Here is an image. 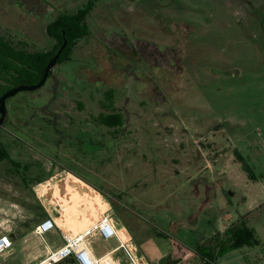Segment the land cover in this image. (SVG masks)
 Segmentation results:
<instances>
[{
	"label": "rangeland",
	"instance_id": "374dc122",
	"mask_svg": "<svg viewBox=\"0 0 264 264\" xmlns=\"http://www.w3.org/2000/svg\"><path fill=\"white\" fill-rule=\"evenodd\" d=\"M87 8V31L70 59L55 63L41 89L6 101L0 234L16 221L33 229L46 218L40 204L54 218L39 184L63 178L68 167L110 195L116 209L106 214L123 216L144 251L164 243L156 227L181 206L186 214L200 206L199 218L212 224L226 213H250L264 251V0H0V37L18 49L57 53L60 43L46 27L60 13ZM113 113L118 128L101 122ZM55 120L82 131L62 133L71 138L58 147L43 126ZM50 172L59 173L36 182ZM68 177L54 188L58 201L93 197L92 188L77 195L82 181ZM120 203L130 207L121 211ZM29 229L26 244L12 240L0 264L45 253ZM43 237L49 247L61 244L56 228ZM248 258L220 264H264L254 253Z\"/></svg>",
	"mask_w": 264,
	"mask_h": 264
},
{
	"label": "crops",
	"instance_id": "0c3cea01",
	"mask_svg": "<svg viewBox=\"0 0 264 264\" xmlns=\"http://www.w3.org/2000/svg\"><path fill=\"white\" fill-rule=\"evenodd\" d=\"M69 121V120H67ZM66 121V122H67ZM66 122H57L55 120L54 124H50L49 129V138L55 139L54 142L58 144V147L60 146V141L64 142L65 138L70 139L71 136L62 135V133H80L82 131V127H72L71 123ZM63 127L61 130L57 127L58 125ZM57 129V130H56ZM43 133H45L43 131ZM46 134V133H45ZM45 134L41 133V137L46 136ZM60 137L61 139L58 140L55 137ZM73 136V135H72ZM46 138V137H43ZM113 145H116V143L113 142ZM64 172V176L61 179L56 178L55 180L50 179L47 183L39 184L40 186H43L45 189H47V192L43 196H38V198L41 200V198H45L46 203L48 207L52 209L54 213H57L56 216L53 218L51 213L40 204L42 207V211L46 218H51L56 224V230L59 232L60 236L62 234H67L69 231L75 227H81L86 228L90 227L95 221L96 218L101 214V212L104 210V212L101 215H106L111 219L113 224L116 228L121 229L119 230L118 234L122 239V235L124 236V239L126 240L129 236L131 237L134 246H135V258L137 259L138 264H204V261L200 258L198 255L199 250H203V248H206L204 252H210L214 253L215 261L211 264H220L223 257H233L234 259H237L238 257H242L243 260L246 258L248 261V256L251 255V253H254V258L258 260L259 262H264V251H263V245L262 242L257 239L260 242L259 246L255 247H248V246H242L239 249L232 250L230 252L225 253L221 257L218 256V252L220 251L221 247L225 243V232L226 230L234 223H236L238 220H243L245 225L248 228H251L254 230V233L256 235V231L253 227L248 225V214L243 213H236L235 215H232L230 213H226L223 217V222L217 223L216 221L212 224L210 221H202L199 218V213H201L200 206L198 207V213L196 214V211L192 208V213L186 214V210L181 207H176V215L171 216H164L160 219L161 224L160 226H157L156 228L161 229V231H156L155 236L160 237L162 239H165L164 243H158L155 244L156 246L151 251H144L139 246L138 243L135 241L133 234L130 231V228H128L124 224L123 216L121 215L117 216H109L106 214L108 211L114 210L116 208H113L112 202H110L106 198H111L109 194L106 192H103V190L93 185L89 182H87L85 179L80 177L74 170L64 167V169L61 171ZM59 172L51 173L42 180L45 181L49 179L50 177L56 175ZM72 175L76 179L82 181V183L85 185V187L88 189H91L93 197L92 198H79V202L75 205H70L67 202L63 201L60 202L55 198V191L54 188L57 184L63 183V180L65 181H71L69 179V175ZM197 175V174H196ZM223 176L225 175V172H220L219 174L213 173L212 178L216 180V176ZM88 185H86V184ZM52 184V187H51ZM53 188L54 193H52L51 189ZM41 189V188H40ZM87 189L78 188L79 193L76 192V194L85 195V192H87ZM96 190V191H95ZM199 190H196V193H198ZM75 193V192H74ZM73 194V192H71ZM83 197V196H82ZM201 200V198H200ZM121 204V203H120ZM120 207L121 211H126L127 207H130L128 205L121 204ZM125 208V209H124ZM119 209V207L117 208ZM195 212V213H194ZM127 214L124 216L126 217ZM198 215V216H197ZM39 220V219H38ZM77 221V222H74ZM40 222V221H39ZM59 222L62 226L59 228L57 226V223ZM15 224V226H12L11 230L9 231V236L13 240L14 244L18 243V241H22L23 244H26V235L28 234L26 224L22 222H12ZM17 223V225H16ZM75 223V224H73ZM199 225H203V228H201L203 231L196 230ZM17 227L19 229H17ZM123 228V229H122ZM155 227L153 229H156ZM69 229V230H66ZM156 229V230H158ZM34 234V228L30 229ZM68 231V232H67ZM6 233V232H5ZM129 234V236H128ZM145 234H148L145 232ZM35 235V234H34ZM198 235V236H197ZM36 236V235H35ZM123 240V239H122ZM124 241V240H123ZM91 254L95 258L103 257L104 255L108 254L115 248L116 242L114 240H103L97 233H94L92 236H90L87 239ZM94 242L96 244H100L103 246V249L100 252H96L93 250V248L90 246V243ZM153 242V241H152ZM152 244V243H151ZM59 245H55L53 247L44 246L45 253L43 255H38L36 258L31 259L30 261L26 262L25 264H37L40 261H42L48 254L50 250H55L58 248ZM257 249H260L262 252L258 253ZM263 254V255H262ZM248 255V256H247ZM263 256V257H261ZM110 258L113 260L114 264H129V261L127 260L124 252L122 250L115 251L110 254ZM232 259V258H231Z\"/></svg>",
	"mask_w": 264,
	"mask_h": 264
},
{
	"label": "trees",
	"instance_id": "16d2710c",
	"mask_svg": "<svg viewBox=\"0 0 264 264\" xmlns=\"http://www.w3.org/2000/svg\"><path fill=\"white\" fill-rule=\"evenodd\" d=\"M88 10L89 8L86 10H77L72 14V16L60 13L57 15L55 21L46 27L45 32L47 36L58 40L60 43L58 48H60L63 41L66 43L60 56L56 60V64L62 60H69L70 58L68 56H70L72 53L76 40L80 39L86 34L87 27L82 23V18L85 17V15L88 13ZM58 32H60V34H58ZM55 54V50L45 53L29 52L26 49H18L0 37L1 95L6 90L18 85L36 84L41 79L45 66ZM100 119L101 122L108 127L118 128L122 125L119 114L113 113ZM50 124L46 123L43 126L48 129ZM237 158L239 161H241L238 156ZM0 160L2 161V158H0ZM251 179L255 180L253 177H251ZM42 180H37L36 182L41 183ZM77 186L86 188L82 182L77 184ZM259 245L260 242L257 239L254 230L248 228L244 221L240 219L226 230L225 243L218 252L217 257H221L225 253L239 249L242 246L255 247ZM204 250L207 251L206 248H203L202 251H198V255L202 261H204V264L214 263V253L204 252Z\"/></svg>",
	"mask_w": 264,
	"mask_h": 264
},
{
	"label": "built area",
	"instance_id": "2783aa9c",
	"mask_svg": "<svg viewBox=\"0 0 264 264\" xmlns=\"http://www.w3.org/2000/svg\"><path fill=\"white\" fill-rule=\"evenodd\" d=\"M75 232L62 234L61 244L55 250H50L47 256L37 264H61L71 262L72 264H114L110 254L122 250L129 261V264H138L135 258V246L128 234L126 240H121L118 235L119 230L106 215H101L90 227L81 228L76 226ZM56 228V224L51 218H44L34 227V234L39 237L44 245V234ZM123 229V228H122ZM97 233L103 240H114L115 248L110 253L100 258L92 256L87 239ZM13 246L11 237L7 233L0 234V254L9 250Z\"/></svg>",
	"mask_w": 264,
	"mask_h": 264
},
{
	"label": "water",
	"instance_id": "95a60500",
	"mask_svg": "<svg viewBox=\"0 0 264 264\" xmlns=\"http://www.w3.org/2000/svg\"><path fill=\"white\" fill-rule=\"evenodd\" d=\"M65 46V42L60 46L57 53L49 60L47 65L45 66V69L43 71L41 79L36 84H30V85H18L15 87H12L8 90H6L1 96H0V124L2 123L5 115H6V101L9 98L14 97L16 94L20 92H31L41 89L48 78L49 72L52 69V67L55 65L57 58L59 57L60 53L62 52L63 48Z\"/></svg>",
	"mask_w": 264,
	"mask_h": 264
},
{
	"label": "bare ground",
	"instance_id": "6f19581e",
	"mask_svg": "<svg viewBox=\"0 0 264 264\" xmlns=\"http://www.w3.org/2000/svg\"><path fill=\"white\" fill-rule=\"evenodd\" d=\"M118 235H119V234H118ZM119 237H120V236H119ZM120 238H121V237H120ZM122 239L125 240L123 235H122ZM122 239H121V240H122Z\"/></svg>",
	"mask_w": 264,
	"mask_h": 264
},
{
	"label": "flooded vegetation",
	"instance_id": "af4514ba",
	"mask_svg": "<svg viewBox=\"0 0 264 264\" xmlns=\"http://www.w3.org/2000/svg\"><path fill=\"white\" fill-rule=\"evenodd\" d=\"M114 143H116V141ZM68 175H70V174H68ZM70 176H72V175H70Z\"/></svg>",
	"mask_w": 264,
	"mask_h": 264
}]
</instances>
